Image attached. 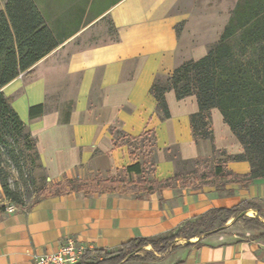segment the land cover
<instances>
[{"label":"crops","instance_id":"obj_1","mask_svg":"<svg viewBox=\"0 0 264 264\" xmlns=\"http://www.w3.org/2000/svg\"><path fill=\"white\" fill-rule=\"evenodd\" d=\"M106 15L115 30L112 40L75 47L79 29L30 73L2 88L35 138L49 180L116 175L117 169L133 163L127 145H115L112 128L132 135L154 130L157 162L151 177L157 180L175 173L173 161L164 156L172 145L186 160L209 156L213 148L240 153L241 144L217 108L210 110L212 139L196 142L190 126V116L198 109L196 98L178 100L173 90L167 92L170 117L162 120L149 91L157 74L170 75L218 41L231 15L228 2L120 0ZM37 104H44L43 113L29 118V107ZM226 168L239 174L250 170L246 160L230 161ZM245 200L260 211L246 207L244 217L256 218L260 226L233 215L189 241L176 238L172 251H154L156 260L138 263L264 264V178L245 188L174 186L142 198L109 193L46 196L27 210L0 217V264H34L35 255L58 249L66 237L90 249H115L133 237L161 236L208 209ZM128 262L133 261L121 264Z\"/></svg>","mask_w":264,"mask_h":264},{"label":"trees","instance_id":"obj_2","mask_svg":"<svg viewBox=\"0 0 264 264\" xmlns=\"http://www.w3.org/2000/svg\"><path fill=\"white\" fill-rule=\"evenodd\" d=\"M118 2L120 0H110L97 15ZM224 26L218 41L209 46L204 56L184 61L170 75L157 74L149 91L156 99L155 111L162 120L170 117L165 99L167 92L173 90L178 100L190 95L196 98L198 109L190 116L196 142L212 139L210 110L217 108L223 122L241 144L240 153L227 154L222 149L213 148L212 154L218 157L211 166H208L209 157L190 159L192 170L185 174L175 171L173 177L157 180L151 177L157 162L154 130L132 135L112 128L115 145H127L133 163L117 169L116 175L98 174L88 179L74 177L53 182L46 187L41 198L73 193L83 196L95 193L132 194L142 198L174 186L195 190L214 186L216 190H221L226 185L238 184L245 188L254 180L264 178V0H237ZM62 27L60 22L54 28L50 27L34 0H6L4 7L0 8V186L15 203L20 199L14 196L10 187L3 160L5 157L13 159L16 153L14 142L18 137L30 142L31 132L2 88L22 74L30 73L36 63L79 30L78 25L69 31ZM43 110L44 104L32 105L28 116L33 119L40 116ZM177 159L176 155L170 158L174 164ZM244 160L250 167L245 174L226 168L230 161ZM249 206L254 207L245 200L230 208H211L197 219L161 236L133 237L115 249H86L77 264L154 261L157 259L154 251L162 253L175 249L172 242L177 236L189 239L222 225L233 215L244 224L260 226L256 218L240 216ZM191 228L198 229L193 232ZM147 245L151 249L140 255L138 252Z\"/></svg>","mask_w":264,"mask_h":264},{"label":"rangeland","instance_id":"obj_3","mask_svg":"<svg viewBox=\"0 0 264 264\" xmlns=\"http://www.w3.org/2000/svg\"><path fill=\"white\" fill-rule=\"evenodd\" d=\"M5 1L0 0V8L4 7ZM34 2L50 27L54 28L57 22L62 23V28L66 31L77 25L79 26V31L82 33L74 39L72 45L75 47H84L112 40L115 36V30H113L112 23L106 12L97 15L101 9L110 3V0H34ZM225 2H228L229 8L232 9L237 0H225ZM90 19L93 20L88 22ZM34 143L35 138L32 134L30 142L26 138L18 137L13 144L16 150L14 158L5 157L3 160L4 168L9 175L10 187L14 196L20 200L18 203L12 201L5 195L0 186V217L6 214L5 208L11 203L16 205L17 210L19 208L29 209L33 202L44 195L46 187L52 183L47 179V174L41 166L37 149L33 146ZM175 155L178 157L176 164H174L175 171L185 174L189 170H192V161L181 158L177 146L172 145L169 150H164L166 158L170 159ZM203 157H209L208 166H211L218 155L212 154L211 151V155ZM239 225L241 224L239 223ZM191 229L193 230V228ZM197 229H194L193 232ZM179 237L177 236L176 238ZM174 240L172 245L175 243ZM148 248L151 249V246L147 245L143 247L138 253L143 255ZM125 264L139 263L138 261H134Z\"/></svg>","mask_w":264,"mask_h":264},{"label":"built area","instance_id":"obj_4","mask_svg":"<svg viewBox=\"0 0 264 264\" xmlns=\"http://www.w3.org/2000/svg\"><path fill=\"white\" fill-rule=\"evenodd\" d=\"M16 209V205L11 203L6 206L5 211L11 213ZM59 245L54 251L35 255L34 264H77L81 254L86 249H90L75 242L72 237H66Z\"/></svg>","mask_w":264,"mask_h":264},{"label":"water","instance_id":"obj_5","mask_svg":"<svg viewBox=\"0 0 264 264\" xmlns=\"http://www.w3.org/2000/svg\"><path fill=\"white\" fill-rule=\"evenodd\" d=\"M244 215H245V212L243 211V212L240 214V216H244ZM218 229H220V228H218ZM218 229H217V230H218ZM178 239H183V240L189 241V240L184 239V238H182V237H179Z\"/></svg>","mask_w":264,"mask_h":264}]
</instances>
